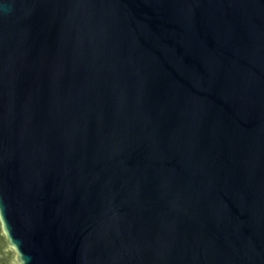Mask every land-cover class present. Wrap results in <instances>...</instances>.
<instances>
[{
    "label": "water",
    "instance_id": "water-1",
    "mask_svg": "<svg viewBox=\"0 0 264 264\" xmlns=\"http://www.w3.org/2000/svg\"><path fill=\"white\" fill-rule=\"evenodd\" d=\"M0 264H264V0H0Z\"/></svg>",
    "mask_w": 264,
    "mask_h": 264
}]
</instances>
